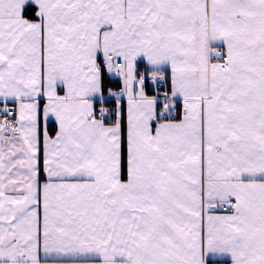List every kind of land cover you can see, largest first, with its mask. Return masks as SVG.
Masks as SVG:
<instances>
[{
  "label": "snow or ice",
  "instance_id": "1",
  "mask_svg": "<svg viewBox=\"0 0 264 264\" xmlns=\"http://www.w3.org/2000/svg\"><path fill=\"white\" fill-rule=\"evenodd\" d=\"M264 264V0H0V264Z\"/></svg>",
  "mask_w": 264,
  "mask_h": 264
},
{
  "label": "crops",
  "instance_id": "2",
  "mask_svg": "<svg viewBox=\"0 0 264 264\" xmlns=\"http://www.w3.org/2000/svg\"><path fill=\"white\" fill-rule=\"evenodd\" d=\"M217 262H222V263H224V261H221V260L212 261L211 259H209V264H216Z\"/></svg>",
  "mask_w": 264,
  "mask_h": 264
},
{
  "label": "built area",
  "instance_id": "3",
  "mask_svg": "<svg viewBox=\"0 0 264 264\" xmlns=\"http://www.w3.org/2000/svg\"><path fill=\"white\" fill-rule=\"evenodd\" d=\"M216 264H224V263H222V262H217Z\"/></svg>",
  "mask_w": 264,
  "mask_h": 264
}]
</instances>
